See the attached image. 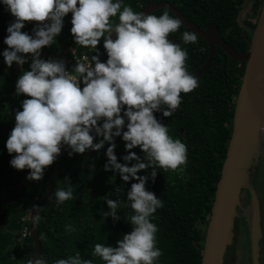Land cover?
Masks as SVG:
<instances>
[{"label":"clouds","instance_id":"9594fccd","mask_svg":"<svg viewBox=\"0 0 264 264\" xmlns=\"http://www.w3.org/2000/svg\"><path fill=\"white\" fill-rule=\"evenodd\" d=\"M0 4L14 18L5 29L7 47L0 52L4 64L22 66L30 59L14 86L17 96L28 98L14 111V126L5 141L10 166L27 169L26 179L39 181L62 147L72 156L99 150L107 142L104 170L118 173L124 182H135L126 192V201L105 196L108 210L103 216L116 221L118 209L130 208L126 221L131 231L122 234L114 247L94 244L91 255L103 264H158L162 252L156 246L158 228L152 220L163 202L145 184L154 180L157 168L183 171L187 148L154 113L171 117L180 106V94L198 86L188 71L187 49L181 47V43H197L196 33L182 32L177 43L169 37L182 22L167 7L155 15L134 11L124 0H0ZM68 13L74 43L97 52L90 59L75 60L71 70L63 59L41 57L42 47L55 43ZM26 21L36 22L31 34L21 31ZM102 37L107 56L103 62L97 50ZM115 137L124 142V163L114 154ZM137 146L142 158L131 151ZM130 161L135 162L129 165ZM146 168L151 169L147 176L137 175ZM64 182L54 192L56 205L74 199L68 177ZM33 208V222H39V207ZM64 230L74 231L71 225ZM25 264L47 261L39 255ZM53 264H93V260L82 259L77 252Z\"/></svg>","mask_w":264,"mask_h":264},{"label":"trees","instance_id":"16d2710c","mask_svg":"<svg viewBox=\"0 0 264 264\" xmlns=\"http://www.w3.org/2000/svg\"><path fill=\"white\" fill-rule=\"evenodd\" d=\"M158 1L174 4L184 17L201 29H205L207 24H215L219 35L231 46L238 50L247 49L255 24L250 23L251 29L245 30L238 23L236 17L242 0H124L134 11H139L150 2ZM163 11L164 8H158L150 13L159 15ZM169 13L173 15L170 11ZM13 19L5 6L0 4V52L7 47L3 43L7 35L5 29ZM70 19L71 13L63 17L60 32V35L62 33L63 37L68 39L67 42L60 44L61 40L56 36L57 43L42 47L41 57L53 54L67 64L72 55L70 48L78 54H97L96 51L92 52L91 49L74 43L69 31ZM112 21L115 22L116 17H113ZM35 23L25 22L21 31L31 34ZM237 29L242 32L236 35ZM184 31L191 30L181 24L180 29L170 34L169 38L178 43L180 34ZM102 40L103 37L97 45L98 52L103 47ZM202 45L205 44L199 36L195 44L181 43V47L186 48L188 52L186 64L190 73L200 67L196 64L197 60L200 61L199 57L206 55V46ZM219 51L221 50L217 47L210 68L197 79L198 86L188 93L180 94V106L171 117H164L160 112L154 113L161 123L167 124L169 134L173 138H179L187 148V161L181 166L183 171H165L157 168L154 180L149 179L145 184L146 190L152 191L163 202V207L156 210L152 220L158 228L156 246L162 252L158 264L201 262L205 228L231 135L235 101L245 67L244 61L227 55L223 61ZM205 60L201 61L202 64ZM29 63L30 59L20 67L15 62L11 67H7L0 56V184L7 191L9 188V201L4 203L0 198V264H25L33 257L31 237L28 235L22 238L20 235L23 224L21 218L30 212L45 193L53 166L52 163L45 168L42 177L45 178V183L42 186L41 179L31 180L26 185L19 186L21 177L28 173V170H16L11 167V154L5 148V141L14 126V111L20 110L21 101L28 98L25 94H15V81L22 70L28 69ZM114 143V154L120 163H124L121 159L126 154L124 142L120 137H115ZM107 146L108 143L105 142L101 149L94 151L91 167L86 164L88 150L83 154L73 153L72 156H68L67 150L65 151L54 184L53 199L39 210L41 219L36 222L40 256L47 264H53L54 260L77 252L82 259H91L93 264H103L99 257L91 255L94 244L105 243L114 247L122 234L131 231V225L126 221L132 212L130 208L118 209L120 219L116 221L103 216V212L108 210L105 196L126 201V192L131 183L135 182L132 179L124 182L118 173L104 170L103 165L107 160L104 153ZM131 151L143 157L138 146ZM261 156L264 160V154ZM134 162L128 163L130 165ZM150 170H140L137 175L147 176ZM261 172L264 174V161ZM65 177H68L72 184L74 199L56 205L54 192L57 187L64 186ZM10 186L17 187L11 190ZM36 196L37 199H34ZM25 224H28V221ZM65 225H71L74 231L65 232ZM246 250L248 251V247Z\"/></svg>","mask_w":264,"mask_h":264},{"label":"water","instance_id":"95a60500","mask_svg":"<svg viewBox=\"0 0 264 264\" xmlns=\"http://www.w3.org/2000/svg\"><path fill=\"white\" fill-rule=\"evenodd\" d=\"M165 7L181 20L183 26L198 34L210 46V58L207 64L194 74L195 78L204 74L208 69L214 45L220 46L231 58L245 62L234 106L231 135L205 228L200 264H224L228 247H231L234 242L235 219L241 217H244L247 222L251 264H259L260 206L250 178L252 166L256 168L259 166L260 134L264 132V0H262L259 15L252 30L249 45L243 51L234 49L224 41L219 36V30L215 24H207L202 30L184 17L180 10L170 2H150L139 11L150 13L155 9ZM110 35L114 37L115 33ZM98 58L101 62L106 59L103 47ZM65 151L66 149L62 147L53 162L46 191L34 204L39 207V210L50 200L49 197L53 193ZM244 189L249 193L247 206L241 204V192ZM34 214L35 209L32 207L29 212L28 228L29 236L33 241V258H36L40 255L41 247L36 222H33Z\"/></svg>","mask_w":264,"mask_h":264},{"label":"flooded vegetation","instance_id":"af4514ba","mask_svg":"<svg viewBox=\"0 0 264 264\" xmlns=\"http://www.w3.org/2000/svg\"><path fill=\"white\" fill-rule=\"evenodd\" d=\"M261 3H262V0H242L241 6H240V8L238 10L237 17H236L237 18V21L240 24V26L242 27V29L250 30L251 29L250 23L256 24V20H257V17L259 15L260 8H261ZM202 30H204V29H202ZM240 32H242V30L237 29L236 35L238 33H240ZM196 35L199 36L198 34H196ZM201 39L204 41V44H205V45H202V46L203 47L206 46V55L204 54L203 56H200L199 57L200 61L197 60L196 64L197 65H200V67L199 68L196 67V69H194V71L192 73L193 75L196 74L198 71H200L207 64V62H208V60L210 58V46L207 43V41H205L203 38H201ZM222 39L224 40V38H222ZM224 41H226V40H224ZM217 47L220 48V50H221V51H219V54H221V56L223 58V61L226 60V57L225 56L227 54L222 50V48L220 46L214 45V47H213V53H212V58H211V62H210V65H209L208 69L210 68V66H211V64L213 62L214 54H215V49ZM236 50H238V49H236ZM240 51H243V50H240ZM227 56H229V55H227ZM204 59H206V60L204 61V64H202V62H203ZM191 63H194V62L191 61ZM203 75L204 74L200 75L198 78H200ZM198 78H196V79H198ZM263 161H264L263 160V157L261 156L260 157V161H259V166H258V170L259 171L261 169V165H262ZM251 182L253 183V185H255V183L253 182V180H251ZM246 194H248V196H249V193H248L247 190L245 191V195ZM258 197H259L258 199H259V206H260L259 223H260V231H261V237H260V242H259V264H264V252H263V255H262V251L264 250V196H260L259 195ZM247 205H245V206H247ZM242 220H244V222ZM235 224H236V226L238 228H236V231H235L234 241H235V239H236L237 236L238 237L241 236L240 235V231L242 232V234L245 233V229H246V233H247V236H248L247 222H246V219L244 217L236 218L235 219ZM244 247L245 248L248 247L249 260H247L248 261L247 264H251V256H250V248H249V237H248L247 244H243V238H241V248L243 249ZM234 250H236V249H234ZM240 254L243 256L242 253H240ZM230 257H231V249H230V247H228V250H227V253H226V256H225L224 264H229L230 263V259H229Z\"/></svg>","mask_w":264,"mask_h":264},{"label":"rangeland","instance_id":"374dc122","mask_svg":"<svg viewBox=\"0 0 264 264\" xmlns=\"http://www.w3.org/2000/svg\"><path fill=\"white\" fill-rule=\"evenodd\" d=\"M32 21H26V24L31 23ZM57 39H60L61 41H59L60 44H65L67 42V38L61 33L57 35L56 37ZM55 40V43H57L58 40ZM73 49V48H72ZM20 67V66H18ZM261 140H260V149L259 152L261 154H264V132H262L261 134ZM94 156V151L93 150H88L87 152V159L86 160V164L88 167H91V161L92 158ZM45 172V170H44ZM27 173H25L20 180L19 186H23L26 185L29 181L26 179ZM251 180H253V182L255 183V185H253V183L251 182L252 186L254 187V190L257 194V197L260 196H264V174L263 172L260 173V171L258 170V168H256L255 166H252V173H251ZM45 183V178H41V182H40V186H42ZM18 186V185H17ZM17 186H10V189L13 190L14 188H16ZM245 189L242 190L241 192V204L243 206L249 204V196L248 194L245 195ZM0 198L2 199V201L5 203L7 201H9V188L8 191L2 187V185L0 184ZM259 198V197H258ZM246 199H247V203H246ZM236 228H238L236 226V224H234V232L236 231ZM246 231V229H245ZM240 237H236L235 241L233 242V245L230 247L231 249V257L230 259V263L229 264H247V260H248V255L249 253H247L248 251L246 250V248L244 247L243 249L241 248V238H243V244H246V239L248 242V236L244 234H242V232L240 231ZM235 236V234H234ZM236 249V250H234ZM264 250L262 251V255H263ZM242 253L243 256L240 254Z\"/></svg>","mask_w":264,"mask_h":264},{"label":"built area","instance_id":"2783aa9c","mask_svg":"<svg viewBox=\"0 0 264 264\" xmlns=\"http://www.w3.org/2000/svg\"><path fill=\"white\" fill-rule=\"evenodd\" d=\"M69 50H70V52H72V55H70V62L67 63V64H65V66H66V68H67L68 70H71L72 66L75 64V60H81V61H82L85 57H87V58H89V59L91 58V54H90V53L78 54V53H76L75 50L72 49V48H70ZM63 55H64V54H63ZM63 55H62V56H63ZM42 58L47 59V58H59V57H56V56L53 55V54H48V55L46 54V56H44V57H42ZM59 59H62V58H59ZM34 199H37V196L34 197ZM28 220H29V212L26 213V214L21 218V222H22L23 224H22V228H21V230H20V235H21L22 238H24V237H26V236L29 235L28 224H25V222L28 221Z\"/></svg>","mask_w":264,"mask_h":264},{"label":"bare ground","instance_id":"6f19581e","mask_svg":"<svg viewBox=\"0 0 264 264\" xmlns=\"http://www.w3.org/2000/svg\"><path fill=\"white\" fill-rule=\"evenodd\" d=\"M261 116V115H260Z\"/></svg>","mask_w":264,"mask_h":264}]
</instances>
